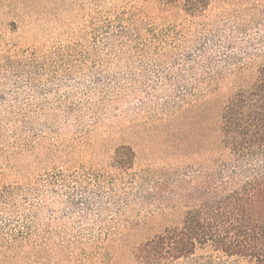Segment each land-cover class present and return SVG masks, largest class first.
Instances as JSON below:
<instances>
[{
  "label": "trees",
  "instance_id": "16d2710c",
  "mask_svg": "<svg viewBox=\"0 0 264 264\" xmlns=\"http://www.w3.org/2000/svg\"><path fill=\"white\" fill-rule=\"evenodd\" d=\"M185 3L193 18L209 6ZM251 12L194 35L151 27L141 11L106 23L105 40L131 43L157 113L118 127L107 169L39 178L66 191L54 194L67 231L39 223L44 194L25 211L7 207L0 264H264V5Z\"/></svg>",
  "mask_w": 264,
  "mask_h": 264
},
{
  "label": "rangeland",
  "instance_id": "374dc122",
  "mask_svg": "<svg viewBox=\"0 0 264 264\" xmlns=\"http://www.w3.org/2000/svg\"><path fill=\"white\" fill-rule=\"evenodd\" d=\"M180 1L178 6L158 0H0V234L9 236L12 229L5 209L17 205L25 211L40 194L45 197L39 223L67 231L58 219L68 209L54 194L66 191L40 189L39 178L107 169L122 143L118 127L144 123L157 113L141 84L144 69L127 49L131 43L122 47L105 40L107 22L141 11L151 27L194 35L249 18L253 5H264V0H206L207 11L193 18ZM141 166L148 165L138 163L133 171ZM18 186L32 192L9 191ZM2 264L39 263L19 256Z\"/></svg>",
  "mask_w": 264,
  "mask_h": 264
}]
</instances>
